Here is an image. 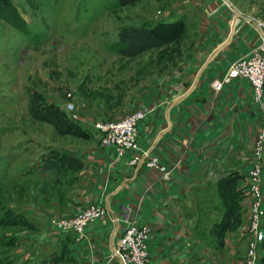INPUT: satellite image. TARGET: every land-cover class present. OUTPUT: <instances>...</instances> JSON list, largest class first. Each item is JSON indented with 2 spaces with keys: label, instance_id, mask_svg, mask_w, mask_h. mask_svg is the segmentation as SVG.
Listing matches in <instances>:
<instances>
[{
  "label": "crops",
  "instance_id": "obj_1",
  "mask_svg": "<svg viewBox=\"0 0 264 264\" xmlns=\"http://www.w3.org/2000/svg\"><path fill=\"white\" fill-rule=\"evenodd\" d=\"M197 2L196 10L189 8L197 21L194 42L165 89L158 88V100L145 102L137 148L123 155L97 137L60 146L65 152L58 166L38 165L37 103L32 108L26 99L24 59L13 73L3 66L0 264H102L129 222L149 226V264H246L249 198L243 187L252 142L264 129V108L253 101L246 79L235 77L217 91L211 80L246 54L263 30L228 0ZM6 33L0 32V45ZM25 99L29 116L17 121L14 113ZM111 119L117 118L104 120ZM76 121L87 120L80 112ZM12 126L22 132L18 140L4 132ZM146 150L157 166L132 162ZM90 203L109 211L79 240L49 223L51 215H72Z\"/></svg>",
  "mask_w": 264,
  "mask_h": 264
},
{
  "label": "rangeland",
  "instance_id": "obj_2",
  "mask_svg": "<svg viewBox=\"0 0 264 264\" xmlns=\"http://www.w3.org/2000/svg\"><path fill=\"white\" fill-rule=\"evenodd\" d=\"M228 1L232 9L235 7L248 19L264 23V0ZM10 2L16 11L5 0H0V32H7L6 41L0 45V55L5 62L0 63V92L5 85L1 80L3 66L13 73L18 70L19 59H24L20 73H25L22 78L27 84L26 99L31 100L32 108L35 102L39 106L35 129L38 165L53 162L58 166L65 152L60 146L64 144L98 140L93 126L96 119L120 118L137 109L147 112L145 102L151 103L155 97L158 100V88H163L165 79L180 66L181 57L189 51L198 31L197 21L189 18V8L196 10L197 0H136L126 5H119L117 0ZM5 15L16 16L17 24L11 23ZM142 23L154 26V34L166 42L134 56L120 54L118 29L122 25ZM165 86L167 88V83ZM166 93L169 92L166 90ZM26 99L17 105V110L20 108L14 113L17 121L20 115L29 116ZM11 100V94L5 97V102ZM68 100L75 103L86 122L71 119L63 108ZM53 106L57 110L51 108ZM88 119L92 120L89 124ZM68 123L74 124L70 132L64 129V124L68 126ZM4 132L13 140H18L22 133L14 126ZM52 144L54 149L50 147ZM251 163L250 159L249 166ZM247 202L246 261L250 199ZM1 253L0 250V262L5 260ZM263 255L261 245L259 261Z\"/></svg>",
  "mask_w": 264,
  "mask_h": 264
},
{
  "label": "built area",
  "instance_id": "obj_3",
  "mask_svg": "<svg viewBox=\"0 0 264 264\" xmlns=\"http://www.w3.org/2000/svg\"><path fill=\"white\" fill-rule=\"evenodd\" d=\"M263 30L260 40L244 55L233 60L221 76L211 80L214 90H220L223 85L235 77L248 81L255 103L264 108V23L259 22ZM63 108L71 119H79V111L73 101L68 100ZM144 109L127 112L122 117L111 120L96 119L93 126L100 142L110 147L118 155L137 148L138 126L145 116ZM263 152L264 129H260L251 145V165L246 176V193L250 199V215L248 225V259L246 264H259L258 249L264 240V188H263ZM132 162L140 164L145 160L148 165L157 166V157L148 151L135 154ZM163 176H167L164 166H161ZM104 205L90 203L72 215H51L49 223L59 232L69 233L79 240L84 236L87 225L108 212ZM247 234V230H246ZM149 226L145 223L129 222L122 227V233L117 243L102 264H149L148 250Z\"/></svg>",
  "mask_w": 264,
  "mask_h": 264
},
{
  "label": "trees",
  "instance_id": "obj_4",
  "mask_svg": "<svg viewBox=\"0 0 264 264\" xmlns=\"http://www.w3.org/2000/svg\"><path fill=\"white\" fill-rule=\"evenodd\" d=\"M5 1L10 5L12 10L14 9L16 11L14 5L11 4L10 0H5ZM134 1L136 0H117L119 5H126ZM15 15L17 16V18L19 17L17 12H15ZM16 16L14 18L11 17L10 15L9 16L5 15V18H7L11 23L16 25L17 24ZM154 32H155L154 26H151L147 23H142L139 25L136 24L122 25L117 32V38H118L117 51L122 55L134 56L141 53L144 50L164 44L166 40L162 38H158L154 34ZM37 108H39L38 104H37ZM51 108L57 110L55 106ZM40 113L44 114L43 112ZM58 115H60V113ZM73 125H74L73 123H68V126L64 124L65 131L67 130L68 132H70L73 128ZM260 260L262 262L264 258H260Z\"/></svg>",
  "mask_w": 264,
  "mask_h": 264
},
{
  "label": "water",
  "instance_id": "obj_5",
  "mask_svg": "<svg viewBox=\"0 0 264 264\" xmlns=\"http://www.w3.org/2000/svg\"><path fill=\"white\" fill-rule=\"evenodd\" d=\"M229 5L232 7V5L229 3Z\"/></svg>",
  "mask_w": 264,
  "mask_h": 264
}]
</instances>
